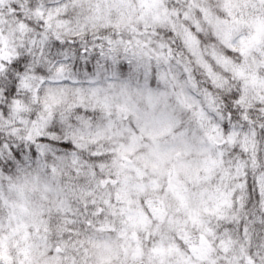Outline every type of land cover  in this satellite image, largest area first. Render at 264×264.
<instances>
[{
    "label": "clouds",
    "instance_id": "9594fccd",
    "mask_svg": "<svg viewBox=\"0 0 264 264\" xmlns=\"http://www.w3.org/2000/svg\"><path fill=\"white\" fill-rule=\"evenodd\" d=\"M0 264H264V0H0Z\"/></svg>",
    "mask_w": 264,
    "mask_h": 264
}]
</instances>
